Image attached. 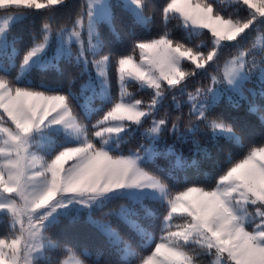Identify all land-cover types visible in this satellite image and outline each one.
Segmentation results:
<instances>
[{"label":"snow or ice","instance_id":"obj_1","mask_svg":"<svg viewBox=\"0 0 264 264\" xmlns=\"http://www.w3.org/2000/svg\"><path fill=\"white\" fill-rule=\"evenodd\" d=\"M225 4L235 7L225 13ZM75 7L71 26H56ZM37 19L26 43L16 27ZM154 26L162 31L152 35ZM254 26L264 33V0H0V264H264V129L256 143L225 106L247 101L264 125V46H243ZM202 35L209 42L191 46ZM225 48L236 51L221 65ZM65 66L79 70L67 85ZM197 75L210 83L188 91ZM168 93L178 110L187 96V124L157 118ZM202 131L207 144L193 140L194 150L212 163L203 174L212 187L197 182L201 159L165 140ZM137 134L144 142L125 153ZM188 169L195 177L176 175ZM80 220L103 237L100 248L57 235Z\"/></svg>","mask_w":264,"mask_h":264},{"label":"trees","instance_id":"obj_2","mask_svg":"<svg viewBox=\"0 0 264 264\" xmlns=\"http://www.w3.org/2000/svg\"><path fill=\"white\" fill-rule=\"evenodd\" d=\"M80 2V0H73V3L78 5ZM113 2H116V0H113ZM150 2L153 5H159L163 2V0H150ZM225 8V13L230 12L233 10V7L235 6H229L227 4H225L223 6ZM240 7V15L243 17L244 15H246V6H239ZM79 11L78 7L72 8V9H68V10H62L60 12L57 13V25L56 26H69L71 25V21L75 19L76 17V13ZM41 19H37L35 20V22L33 23V21H28L24 24H20L17 25L16 27V33L18 35H22L25 42L27 43L30 40L31 34L33 32H35L36 30L39 29L40 23H41ZM160 20H159V15L157 14V18H156V25H159ZM177 21H171L168 25L169 30L172 32L173 37L175 39H181V37L184 35L183 31L178 29L176 27ZM158 31H162V29L157 28L156 26L153 27L152 29V35H156ZM252 34L255 33V30L252 29ZM252 34L249 33L247 35V39L244 41L243 46L248 48L251 44L252 41ZM210 39V35H202L199 38H196L192 41V45L191 46H195L198 44H201L202 42L204 43H208ZM184 42V41H182ZM205 51H207V48L204 49ZM22 51H23V46H22ZM236 49L234 48H225L224 50H222L220 56H219V63L221 65H223L224 61L227 60L228 58H230L233 54H235ZM138 55V54H137ZM18 64L19 61L17 60V68H18ZM65 73H64V83L65 85H67V81L72 77V76H77L78 73V69L74 68V67H70V66H65ZM210 72H212V69H209ZM16 74L15 70H13L12 75L14 76ZM34 79L39 82L40 77L39 76H35ZM86 79V77L84 78ZM112 79H113V95L116 96L118 95V85H116L115 83V69L113 68L112 70ZM83 81L81 80H77V84L76 86L73 88V91H78L79 89V83H81ZM210 83V79L207 76H201V75H197L196 77L192 78L189 80L188 82V91H193L194 88L197 85H203V86H207ZM130 92L133 93L134 98H139L142 99L145 103L149 102L150 100V92L149 91H138L137 86L132 85L129 88ZM168 98H170L169 101H165L163 102V107L160 108L159 112L156 113L157 117H162L165 114H169L172 118H175L176 116H182L184 124H187V120H188V111H189V107L190 105L187 103V96H178V101L180 102V109L178 110L175 107V104L172 100V94L168 93ZM256 103L258 105L261 106L262 110H264V105L260 104V98L256 97ZM97 106H99V101H97ZM225 106L231 111L232 115L236 118L237 120V131L241 132V125L244 126V128L246 129H250L254 138H255V142L259 143L260 141V132L262 129H264V125H261L260 121H259V117L256 114L250 113L248 111V103L247 101L241 102L239 107H232L231 105H227V102H225ZM75 108V105H74ZM78 113H79V109H75ZM107 110V109H105ZM99 115L101 114H97L94 115L92 118L91 123H94L96 119L99 118ZM194 119V118H193ZM151 123V120L149 119L148 122L145 124L146 126H149ZM170 126V125H169ZM181 131H187V129L185 127L181 128ZM165 140L167 142V144L171 145L173 143H175L177 149L183 153V155L185 157H189L191 155H197V157L199 159H201V164H200V179L197 181L199 184L205 186V187H212L214 185V179L211 182H207L204 180L203 178V174L204 173H211L213 171V166L212 163L207 161V160H203L202 157L199 156V154L195 153L194 150V144H193V140L198 141L201 145H206L207 144V137L203 134V131L201 133H197L196 135H193L191 133H188V140L187 142L184 141H180L177 140L175 137H173L171 134H166L165 135ZM140 143H143V139L142 137L137 134L135 136H133L130 141L126 144V145H122V149L125 153L128 152L129 149L131 150H135ZM245 143L248 144L249 141L246 139ZM233 149H226V153L228 151H232ZM246 150V149H245ZM241 153L239 152V149L235 150V158H238V156ZM213 155H215V153H213ZM156 165H159V167L161 168H167L169 167L170 161L168 159H165L164 157H159L156 161H155ZM150 171L155 172L156 168L154 166H150L149 167ZM159 174V173H157ZM185 174H187L190 178L195 177L196 173L194 169H188L187 172L185 171H177L176 175H178L179 177L182 178L185 176ZM219 173L217 172V175ZM170 184H175V181H168ZM191 182V180H190ZM178 188H182L185 185H183V183H180L179 185H176ZM99 218V217H98ZM4 229L3 226L0 225V236L3 235ZM57 235L65 240L66 242H70L73 245H78V246H83V247H87L90 249H97L101 247V241L103 240V237L98 233V231L90 224H88L86 222V220H80L77 223H75L74 225L70 226L69 231L65 232L64 228L61 227L60 229L57 230ZM156 235L157 237L159 236V230L157 229L156 231ZM105 256H108V250L105 248Z\"/></svg>","mask_w":264,"mask_h":264},{"label":"rangeland","instance_id":"obj_3","mask_svg":"<svg viewBox=\"0 0 264 264\" xmlns=\"http://www.w3.org/2000/svg\"><path fill=\"white\" fill-rule=\"evenodd\" d=\"M70 26H71V25H69L68 27H70ZM253 29L255 30V26H254ZM251 30H252V29L248 30L247 35H248L249 33L252 34V31H251ZM261 35H264V33H260V32L255 31V33L252 34V41H251V44H250L249 47H251L253 43H256V44L258 45V47H259V46H264V45H261V41H260V39H259V37H260ZM85 39H86V36H85ZM202 43H204V42H202ZM202 43H201V44H202ZM249 47H248V48H249ZM245 48H246V47H245ZM77 50H78L77 47L74 45V46H73V52L75 53ZM259 58H260V57H259V54H258V55H257V59H259ZM86 78H87V77H86ZM247 87H248V88H257V85H255L254 83H249V84L247 85ZM129 91H130V90H129ZM136 99H139V98H136ZM186 99H187V98H186ZM169 100H170V98H168V94H167V98L165 99V101L167 102V101H169ZM165 101H164V102H165ZM157 118H159V117H157ZM144 127L146 128V127H148V126L144 125ZM140 131L142 132V131H143V128H141ZM143 142H144V141H143Z\"/></svg>","mask_w":264,"mask_h":264}]
</instances>
